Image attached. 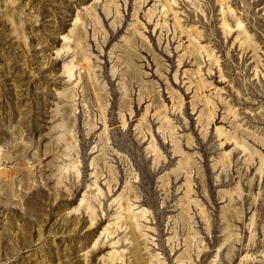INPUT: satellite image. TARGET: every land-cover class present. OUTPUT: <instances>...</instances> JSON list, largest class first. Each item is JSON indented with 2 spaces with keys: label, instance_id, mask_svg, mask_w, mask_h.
I'll use <instances>...</instances> for the list:
<instances>
[{
  "label": "rangeland",
  "instance_id": "1",
  "mask_svg": "<svg viewBox=\"0 0 264 264\" xmlns=\"http://www.w3.org/2000/svg\"><path fill=\"white\" fill-rule=\"evenodd\" d=\"M175 1L218 64L180 65L190 40L166 0H0V264H264V0ZM75 30L92 68L70 81ZM95 183L93 223L77 210ZM126 202L146 214L137 245L105 234Z\"/></svg>",
  "mask_w": 264,
  "mask_h": 264
},
{
  "label": "bare ground",
  "instance_id": "2",
  "mask_svg": "<svg viewBox=\"0 0 264 264\" xmlns=\"http://www.w3.org/2000/svg\"><path fill=\"white\" fill-rule=\"evenodd\" d=\"M143 0H141L142 2ZM146 0H144L145 2ZM222 2H226V0H222ZM176 5V1L175 0H166V5L164 6V8L167 9V12H170V15L173 14V24H174V29H175V32L177 33H180L181 34V37L183 35H188V38H189V42H190V46H188L186 49H185V53L184 55L182 56V58L180 59V65L183 63L184 59L187 57V58H193L194 55H195V52L197 51L198 53L200 51H204L205 53H207V57L211 60H213L214 63L218 64L219 63V60L216 58L215 56V53L210 51L207 47H197L196 46V43H194V41L196 40L198 42V40L201 39V34L199 32L198 29H186L184 28V26L182 25L181 23V19L178 15V12L175 11L174 9V6ZM116 7V4L115 2L113 1V3L108 6V9H109V13L110 11L113 9V7ZM118 8V7H117ZM141 8H139V10L137 11L136 13V18L138 19V15H139V11H140ZM158 11V9L155 7L154 10H152L150 12V18L151 20L153 19V17L155 16V13ZM164 14V13H163ZM169 16V15H167ZM166 16V19L164 20V23H158V26H161L162 27V24H163V27H164V24L165 25H168L167 23V19L168 17ZM80 21H81V24L84 23V21L82 20V18H80ZM138 26L139 24H135L134 25V30L137 31L138 29ZM223 26H224V29H226V33H229L231 34L233 32L232 30V27L228 24V22L225 20L224 23H223ZM101 29H98L96 31V33L99 31L100 32ZM104 35V34H103ZM140 36H142L140 33H139ZM84 36L87 37V35H85L81 30H75L74 32V36L71 38V37H65V40H67L66 42L67 45H66V50L67 52L69 53L70 51L73 50L76 51V50H81L82 51V58L81 60H79L77 63H73L72 62V66L68 65L66 66V74L69 75L70 77V81H73L75 75L73 73V70L75 69V67H81V69H85L87 70L88 72H91V68L92 66L90 65V62H89V59L90 57L87 55V51H86V48L84 46ZM240 38H243L245 39L244 42L241 43L242 39L240 40V43H241V46H244L246 44H249L250 47H252L251 45V37L248 35L247 31L245 30L244 27H242L240 29V32L238 34V37H237V41H239ZM182 40V39H181ZM134 41L133 39L129 40L127 42V44L131 43L130 44V47H133L134 46ZM107 40L104 38V44H106ZM72 43V45H71ZM144 44V43H143ZM120 48V47H115L114 51H113V55L117 52L116 50ZM122 49V47H121ZM193 49V50H192ZM254 51L257 52L258 51V47L257 45L255 44V47H254ZM130 52V51H128ZM196 61L198 62V58H196ZM198 65L199 67H201V63L198 62ZM196 74H200V69H199V72L197 71ZM185 75L188 77V79L192 80V83H193V76L191 74H189V72H186ZM176 80H178V74L176 75ZM197 84L200 85V88L201 89H204L205 88V83L202 82V81H199ZM162 108V107H161ZM149 107L147 108V112H146V115L143 117V122L141 123V125L138 127V129L141 131V134L143 135V137L146 138V133H145V128L147 126V115L149 114ZM100 113H101V116H102V122L104 123L105 126H107V117H106V113H105V106L103 105H100ZM133 113V111H132ZM159 115H163L164 116V119L168 120V117L166 116V112L160 110L158 111ZM212 115H215V112H213ZM91 126H94L95 127V124L94 122H92L90 124ZM209 125L210 124H207L206 126V130L209 128ZM93 129V128H92ZM150 130V129H148ZM174 130V129H173ZM219 133H221L223 136L226 135V133L224 132L223 129H219L218 130ZM71 140V141H70ZM231 138L228 137L227 138V141H230ZM68 150H70L71 152H73L75 150L74 148V142L72 139L68 138ZM239 144V143H237ZM154 151L159 155V152L157 150V148L154 147ZM177 153L179 154H182L184 155V152L182 151V149L178 146L177 148ZM76 154V153H75ZM75 154L73 153L71 156H75ZM76 162H74L73 164H71L69 166V168L71 169H74L75 170V165ZM77 169V168H76ZM65 169H63L62 167L60 168V174L61 173H64ZM96 176H98V178L100 176H102V173L99 171L98 173H96ZM79 178V177H78ZM62 181L61 179L59 180V185L61 186L62 185ZM95 186L97 187L95 189V191H91L89 193V195L87 197H85L81 204H80V207H79V210L77 211H80L81 208H86L88 211H91L92 213V222L95 223V214L93 212V207L91 206L90 204V201L93 199H97L99 198V195L97 194H102L103 195V191H102V188L99 186V184L95 183ZM120 200V199H119ZM118 202V201H117ZM133 208L134 206H132L130 203L126 202V205L125 207L121 206V210L123 212L122 215L118 216L117 218V223L113 226H110L107 231L105 232V234H109L110 237H114L118 234V231L121 229L122 231L124 230V228L126 229H129L131 231V238H129V235L126 237L127 241H131L132 243H135L137 245V240H140L144 237H140L137 235L138 231L141 230V226L138 225V222L141 220V219H144L145 218V213L142 212L141 214H134L135 211H133ZM118 229V231H117ZM104 234V235H105ZM99 243V242H98ZM97 243V244H98ZM130 258L129 257H122V259H127L128 262L130 261V259H132V264H140L139 263V257H138V250H132L129 254ZM116 257L117 256H113L110 260H112V262H116ZM42 262L43 263H46L48 264V262L50 261V259L48 258H42ZM157 263L158 264H164V262H161V260L159 258H155Z\"/></svg>",
  "mask_w": 264,
  "mask_h": 264
}]
</instances>
